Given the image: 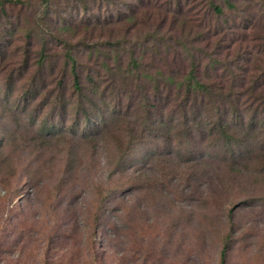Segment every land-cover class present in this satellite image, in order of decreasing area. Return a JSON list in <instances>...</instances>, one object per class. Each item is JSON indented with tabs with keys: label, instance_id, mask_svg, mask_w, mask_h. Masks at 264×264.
Returning <instances> with one entry per match:
<instances>
[{
	"label": "trees",
	"instance_id": "16d2710c",
	"mask_svg": "<svg viewBox=\"0 0 264 264\" xmlns=\"http://www.w3.org/2000/svg\"><path fill=\"white\" fill-rule=\"evenodd\" d=\"M34 1L43 7L34 13L42 22L49 0ZM78 1L87 9L83 17L27 33L23 60L12 69L6 61L26 22L8 12L30 2L0 0L3 93L9 98L20 92L22 113L41 136L91 143L113 133L120 137L113 139L120 144L119 171L129 169L135 150L146 146L140 157L145 164L158 155L194 163L203 154L235 169L264 149V0ZM92 6L105 13H90ZM55 28L73 39L77 28L83 35L75 44L57 35L46 41ZM52 41L60 59L49 52ZM78 47L89 66L77 58ZM14 80L25 85L17 88ZM111 194L106 191L103 202ZM101 211L99 225L105 227L112 216L103 218L108 209ZM228 243L223 241L220 264Z\"/></svg>",
	"mask_w": 264,
	"mask_h": 264
},
{
	"label": "rangeland",
	"instance_id": "374dc122",
	"mask_svg": "<svg viewBox=\"0 0 264 264\" xmlns=\"http://www.w3.org/2000/svg\"><path fill=\"white\" fill-rule=\"evenodd\" d=\"M28 2L8 12L26 22L6 61L12 69L23 60L27 33L76 21L87 11L78 0H49L47 16L40 22L42 16L34 13L43 7ZM155 6L165 9L157 1ZM91 9L92 14L105 13L103 8ZM153 17L161 19L155 12ZM77 31L75 39L58 30L45 39L63 36L75 44L83 35L81 28ZM56 45L52 41L49 52L60 59ZM30 49L34 54L39 45ZM80 51L78 47L77 58L89 66ZM5 81L3 74L0 264H220L225 239L224 264H264V149H258L245 168L235 169L203 154L194 163L158 155L145 164L140 157L146 146L135 150L129 169L119 171L115 164L120 144L114 143L119 136L109 133L91 143L70 135L43 137L22 113L20 92L4 96ZM14 83L17 88L25 85ZM32 108L37 110V104ZM106 191L112 194L103 202ZM102 208L108 209L103 218L112 216L105 227L99 225Z\"/></svg>",
	"mask_w": 264,
	"mask_h": 264
}]
</instances>
